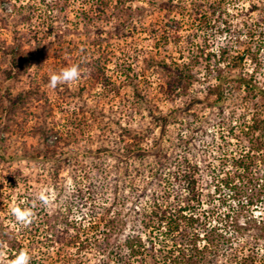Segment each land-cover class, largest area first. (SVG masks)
<instances>
[{"label":"rangeland","instance_id":"1","mask_svg":"<svg viewBox=\"0 0 264 264\" xmlns=\"http://www.w3.org/2000/svg\"><path fill=\"white\" fill-rule=\"evenodd\" d=\"M73 64L81 78L50 87ZM241 78L264 90V0H0V264H116L187 162L211 264H264V94Z\"/></svg>","mask_w":264,"mask_h":264},{"label":"trees","instance_id":"2","mask_svg":"<svg viewBox=\"0 0 264 264\" xmlns=\"http://www.w3.org/2000/svg\"><path fill=\"white\" fill-rule=\"evenodd\" d=\"M164 39L167 42L168 38ZM241 81L248 90L264 94V90L254 85L252 81L247 82L242 78ZM222 82L221 79L220 84ZM258 160L256 158L254 163L247 164L241 159L236 161V164L248 173L253 166H256ZM177 168L173 175L174 188H176L173 201H165L163 197L159 199L160 201L153 200L150 210L141 209L135 205L136 209L139 208L135 214L141 216V224L149 235L148 245L141 235L128 237L124 246L111 250L110 256L116 264H134L135 258H140L141 264H211L219 257L221 245L218 238L214 236L215 228L209 229L206 217L200 215L202 201L197 178L199 167L187 162L185 167L178 165ZM106 227L110 232L109 225ZM79 238L76 236L70 243H76ZM15 243L16 241L11 242L12 252H14ZM90 245L100 247L98 242L92 243L88 240L87 246ZM20 252H16V255ZM158 254L161 255V259L158 258ZM223 256L227 257L230 263L238 264H256L258 259V254L254 252L246 254L238 250Z\"/></svg>","mask_w":264,"mask_h":264},{"label":"clouds","instance_id":"3","mask_svg":"<svg viewBox=\"0 0 264 264\" xmlns=\"http://www.w3.org/2000/svg\"><path fill=\"white\" fill-rule=\"evenodd\" d=\"M82 72L80 70V66L78 64H73L69 67H65L58 73H53L50 76L49 84L50 87L56 88L61 84H69L74 81H77L81 78ZM43 204L47 205L49 203L48 197L44 194V192H40L37 197ZM12 213L15 216L16 220L24 225L30 224L35 215L32 207L20 208L14 207L12 209ZM31 257L28 255L26 251H21L14 260H12L11 264H30Z\"/></svg>","mask_w":264,"mask_h":264}]
</instances>
